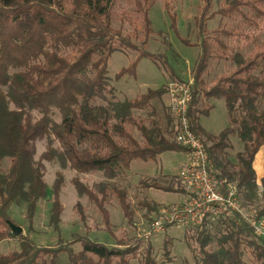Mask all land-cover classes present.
Returning a JSON list of instances; mask_svg holds the SVG:
<instances>
[{
    "label": "trees",
    "instance_id": "obj_1",
    "mask_svg": "<svg viewBox=\"0 0 264 264\" xmlns=\"http://www.w3.org/2000/svg\"><path fill=\"white\" fill-rule=\"evenodd\" d=\"M115 1L0 0V87L6 89L7 97L20 111L39 110L44 114L34 124L19 123V112L4 114L5 95L0 90V243L11 239L20 242L18 251L0 254V264H47V259L54 262L65 252L71 264H115V260L126 264L131 252L110 249L89 237H81L77 241L82 244V251L76 254L61 246L39 248L28 236L16 237L12 233L9 225L12 205L18 203L20 197L24 198L27 219L32 222L38 202L46 195L43 166L38 164L37 168H31L36 140L52 134L60 142L73 170L102 172L111 180L125 178L133 161L156 162L166 152H188V148L177 141L175 118L173 140L163 129L161 116L153 104L168 94V85L157 90L147 89L134 99L120 101L109 84L108 65L113 54L134 48L128 38L112 27ZM213 1L206 0L199 18L204 38L195 66L196 92L193 91L188 116L193 132L211 142L207 146L201 137L215 176L221 182L232 183L238 193L250 199L259 186L255 157L264 147V32L257 34L264 27V0H222L220 9L215 12L222 24L210 31L206 22L212 14ZM136 5L144 15L150 35L148 12L154 0H144L143 4L136 0ZM166 10L175 25L174 9L166 4ZM241 39H250L247 51L238 44ZM185 43L193 46L188 40ZM134 49L139 52L138 58L130 67L123 68L117 78L127 74L136 77L137 64L142 57L160 60L147 51ZM213 60L230 61L235 68L217 78L206 90L202 75ZM10 68H24V71L10 74ZM200 93L225 103L229 126L219 135L207 133L194 115L196 95ZM213 105L210 104L209 109L214 108ZM53 109L62 115L59 124L50 117ZM141 110L152 116L149 125L135 117L133 111ZM131 129L141 133L143 144L133 136ZM233 137L243 145V151L236 154L234 162L228 152L233 149ZM53 154L47 151L44 159L52 160ZM4 157L11 162L9 174L1 171ZM60 181L59 176L51 215L56 228L63 212ZM75 185L80 194L87 195L96 205L107 225L110 222L105 202L111 196L117 198L124 215L132 219L125 187L101 183L95 189H88L79 181H75ZM139 185L143 189L185 194L184 188L175 189L156 180H143ZM262 188L264 191V179ZM149 202L147 208L157 210L158 205ZM258 217H264V206ZM199 236L200 264H243L244 246L251 250L256 264H264V241L244 221L238 223L234 232L217 239V251L207 252L208 238L202 232ZM151 250L148 248L142 264H158L151 257Z\"/></svg>",
    "mask_w": 264,
    "mask_h": 264
},
{
    "label": "rangeland",
    "instance_id": "obj_2",
    "mask_svg": "<svg viewBox=\"0 0 264 264\" xmlns=\"http://www.w3.org/2000/svg\"><path fill=\"white\" fill-rule=\"evenodd\" d=\"M140 3L143 4L144 0H140ZM166 4L174 9L176 16L175 25L166 10ZM221 4L222 0L213 1L212 14L206 22V26L210 31L222 24L221 17L215 13L220 9ZM205 5L206 0H154V5L148 12L151 22L149 26L151 34L148 35L144 15L139 11L136 0L115 1L112 27L128 38L134 48L147 51L160 58V60L154 61L150 58L142 57L137 64L136 77L127 74L117 78V74L123 68L130 67L138 58L139 52L133 48L113 54L108 65V76L110 77L109 84L115 89V96L118 100L134 99L140 94L146 93L147 89L157 90L177 82L192 84V91L196 92V88H194L195 66L201 54L200 43L204 38L199 27V18ZM261 32H264V27L257 34ZM185 40L190 41L193 46L187 45ZM249 41L250 39H241L238 44L243 50L247 51V46L250 44ZM234 68L235 66L230 61H211L210 66L202 75V79L207 84L204 88L208 90L217 78L232 71ZM23 69L10 68L9 73L24 71ZM0 90L5 95L4 114L19 112V123L23 125H27L29 122L34 124L43 118L44 114L39 110L26 109L20 111L16 104L7 97L6 89L0 87ZM196 98L198 101L193 107V112L198 117V121L208 117L212 112L205 121L207 125H212L211 131L217 133L223 127L221 131L225 130V125L226 127L229 126L228 112L225 105L221 103L224 101L219 100L217 108L213 110V108L209 109V106L214 100L204 97L203 93L196 95ZM153 104L157 110L158 106H161L158 100L154 101ZM164 104L162 103L164 115L159 112L161 123L167 135L169 134V138L174 140L176 135L174 116ZM133 113L135 117L142 118L149 125L152 116L147 111H133ZM50 117L57 124L62 121V115L56 109L52 110ZM131 132L140 143H144L139 131L131 129ZM220 133H217V135ZM201 137L207 146L211 145V142L206 137ZM231 142L233 149L228 152L229 158L234 162L236 154L243 151V145L237 137H233ZM34 148L35 153L31 168H37L38 164L43 166L44 180L47 184L46 195L38 202L32 222L27 219V203L22 197L19 198L18 203L12 205L9 215L12 223L22 227L24 230L23 235L28 236L39 248L61 246L70 248L78 254L82 251V244L77 239L89 237L93 241L105 244L110 249L131 250L126 257V264H142L148 248L152 249L151 257L158 264H200L202 258L201 244L199 242L200 233L202 232L208 238L205 247L206 251L214 252L218 250L217 239L229 232H234L239 223L238 217L233 219L209 217L202 226L193 229H187L179 225H168L162 231L154 232L152 224L158 217V212L172 204H158L151 199L149 195L150 189L140 188L139 184L143 180L146 182L157 181L163 175H157L156 177L143 176L138 184L136 182L131 184V178L127 179V176L111 180L107 179L102 172L79 173L70 167L60 142L52 134L36 140ZM47 151H53L54 158L52 160L44 159ZM261 158L262 165H257V169L254 167L259 179L263 178L259 175L261 166L262 175L264 174V153ZM164 164L172 170L180 171L182 162L180 159L168 154L164 159ZM10 166V159L4 157L1 162L2 173L9 174ZM134 166L136 167V165ZM59 176L61 178L59 198L63 206V212L58 228H56L51 221V215L53 204L56 200L54 189ZM169 178L172 181L169 186L175 189L184 188L176 176ZM75 181H79L88 189H95L96 185L101 183H116L125 187L128 190L132 219L124 215L117 198L111 196L105 202L110 222V225H107L96 205L89 200L87 195L79 193ZM258 184V188L250 199L246 197V194L238 193L241 209L250 218L254 217L257 220L264 219V217H258L260 210L264 206L262 181H258ZM166 193L164 191H156L151 195L156 201H162L163 198H166ZM147 200L156 203L158 205L157 210L148 209L146 203L149 201ZM260 237L264 241V233ZM19 248L20 242L18 239L3 241L0 243V254L18 251ZM243 250V264H256L251 250L247 246H244ZM47 264H71V260L69 254L65 252L54 262L47 259ZM115 264H119L118 260H115Z\"/></svg>",
    "mask_w": 264,
    "mask_h": 264
},
{
    "label": "built area",
    "instance_id": "obj_3",
    "mask_svg": "<svg viewBox=\"0 0 264 264\" xmlns=\"http://www.w3.org/2000/svg\"><path fill=\"white\" fill-rule=\"evenodd\" d=\"M168 95L170 110L178 124L177 141L188 148V162L179 175L185 194L182 203L158 212L152 224L153 231L160 232L168 225L193 229L202 226L209 217H238V222L246 221L259 237L262 236L264 219L250 218L241 209L237 188L215 176L203 140L192 130L188 116L193 98L192 84H170Z\"/></svg>",
    "mask_w": 264,
    "mask_h": 264
},
{
    "label": "crops",
    "instance_id": "obj_4",
    "mask_svg": "<svg viewBox=\"0 0 264 264\" xmlns=\"http://www.w3.org/2000/svg\"><path fill=\"white\" fill-rule=\"evenodd\" d=\"M158 101L160 102V105H161V106H158V111L164 115L162 103L163 104L165 103L164 104L165 107L170 109L169 95L168 94L165 95L162 98V100H158ZM217 103H218V101H214V103H212L215 105L213 110H215L217 108ZM221 103H223L225 105L224 102H221ZM211 113H210V115H211ZM208 117H205V118L199 120L200 126L209 134L211 133V134L217 135V133L222 132L221 130L224 127L220 131H218L217 133L211 131L212 125H207L205 123V121L208 119ZM226 120H227V116H226ZM225 128H227L226 125H225ZM240 152H242V151H240ZM263 153H264V147L262 149H260V151L258 152V154L255 157L254 167H256V169L258 167L257 165H259V166H260V164L262 165V158L261 157H262ZM168 154H171L174 157L181 160V162H182L181 170L186 166V164L188 162L187 152H166V153H163L162 155H160L156 162H148L147 163V162H143L140 160L133 161L131 163L129 171L127 172V179L131 178V184L132 183L134 184L135 182L138 184V182L140 181V179L143 176L156 177L157 175H159V176L163 175V177L162 178L160 177L157 181H158V183H160L162 185H166V186H169L171 184L172 181L169 178L171 176L172 177L176 176L177 179L180 180L179 175H180L181 170L180 171L174 170V169L172 170V169H170V167H168L164 164V159H165L166 155H168ZM166 159L168 160V158H166ZM134 165H136V167ZM263 169H264V163H263ZM256 174H257V172H256ZM259 175L262 176L263 178L259 179V177L257 176L258 181H262L264 179V174L262 175V166H261V171L259 172ZM156 191L160 192V190L150 189L149 195L151 196V199L154 200L155 202H157L158 204H161V205H165V204L171 205L172 204V205H174V204H180L184 201V194L176 193V192L166 193V195H167V196H165L166 198H163L162 201H156L151 195L152 193H154Z\"/></svg>",
    "mask_w": 264,
    "mask_h": 264
},
{
    "label": "water",
    "instance_id": "obj_5",
    "mask_svg": "<svg viewBox=\"0 0 264 264\" xmlns=\"http://www.w3.org/2000/svg\"><path fill=\"white\" fill-rule=\"evenodd\" d=\"M9 225H10V228H11V230H12V233H13L16 237H19V236L23 235L24 230H23L22 227H19V226L13 224L12 222H10Z\"/></svg>",
    "mask_w": 264,
    "mask_h": 264
}]
</instances>
